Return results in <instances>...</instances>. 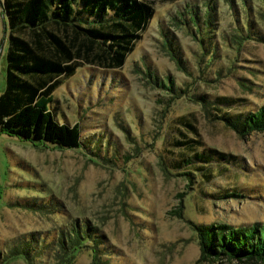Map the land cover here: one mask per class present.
<instances>
[{"label":"rangeland","instance_id":"374dc122","mask_svg":"<svg viewBox=\"0 0 264 264\" xmlns=\"http://www.w3.org/2000/svg\"><path fill=\"white\" fill-rule=\"evenodd\" d=\"M1 1L0 94L8 39ZM207 2L158 1L123 68L102 72L83 66L55 89L49 105L55 117L71 124L80 120L84 140L97 144L61 149L0 132V251L31 231L47 236L46 230L59 226L60 215L67 213L101 229L109 264H261L224 256L200 260L194 224L264 222V133L236 134L209 120L196 98L241 99L231 111L264 104V39L258 38L264 36V0H211L215 49L203 55L185 12L197 6L206 16ZM163 32L175 42L184 66L164 45ZM148 71L163 82L171 78L184 94L158 86ZM183 114L196 118L204 143L200 149L237 155L238 164L222 172L212 164L208 181L198 171L190 180L167 170V150L179 126L176 119ZM232 190L239 194L223 195ZM49 199L55 210L29 206ZM90 256L80 251L75 264H90ZM8 264L24 263L17 259Z\"/></svg>","mask_w":264,"mask_h":264},{"label":"trees","instance_id":"16d2710c","mask_svg":"<svg viewBox=\"0 0 264 264\" xmlns=\"http://www.w3.org/2000/svg\"><path fill=\"white\" fill-rule=\"evenodd\" d=\"M158 1L168 0H2L8 39L4 55L5 82L0 94V132L61 149L82 150L97 144L84 140L80 120L71 124L55 117L49 108L53 93L83 66L102 72L123 68L155 15ZM205 7L206 16H201L197 6L185 12L196 28L194 32L201 41L203 55L210 47L215 49L210 34L214 2L208 0ZM248 23L250 27V19ZM163 35L164 45L171 50L176 62L183 65L175 42L166 33ZM258 38L263 40L264 36ZM146 74L158 86L176 95L184 94L171 78L163 82L152 71ZM196 98L201 101L209 120L222 122L236 134L264 133V104L253 110L231 111L241 99L228 95L209 99L200 94ZM176 123L179 126L175 127L167 150L170 156L165 162L170 172H179L192 180L198 171L208 181L213 177L212 164L219 165L218 172L228 171L229 165L238 164L237 155L213 147L200 149L204 143L193 114L178 116ZM237 192L232 190L223 195L236 196ZM53 204L49 199L40 206H29L44 212L55 210ZM178 212L180 214V210ZM59 218L63 222L46 230L47 236L31 231L11 240L6 251H0V264L17 259L24 264H75L80 251L89 252L90 264H109V250L103 248L105 235L96 224L67 213ZM194 227L200 244V260H217L224 256L230 261L253 260L264 264V222L243 226L196 223Z\"/></svg>","mask_w":264,"mask_h":264}]
</instances>
